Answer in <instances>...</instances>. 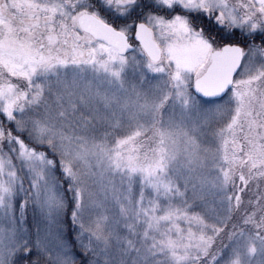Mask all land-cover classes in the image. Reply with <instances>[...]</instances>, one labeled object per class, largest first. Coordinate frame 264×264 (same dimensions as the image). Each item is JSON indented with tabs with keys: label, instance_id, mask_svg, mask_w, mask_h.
Masks as SVG:
<instances>
[{
	"label": "snow or ice",
	"instance_id": "1",
	"mask_svg": "<svg viewBox=\"0 0 264 264\" xmlns=\"http://www.w3.org/2000/svg\"><path fill=\"white\" fill-rule=\"evenodd\" d=\"M0 264H264V0H0Z\"/></svg>",
	"mask_w": 264,
	"mask_h": 264
},
{
	"label": "rangeland",
	"instance_id": "2",
	"mask_svg": "<svg viewBox=\"0 0 264 264\" xmlns=\"http://www.w3.org/2000/svg\"><path fill=\"white\" fill-rule=\"evenodd\" d=\"M223 243H228L227 239H225V240L223 241Z\"/></svg>",
	"mask_w": 264,
	"mask_h": 264
}]
</instances>
